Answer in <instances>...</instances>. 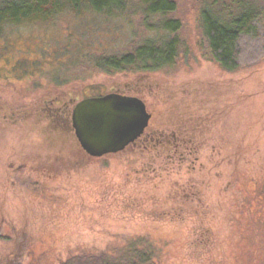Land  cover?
<instances>
[{
    "label": "rangeland",
    "instance_id": "1",
    "mask_svg": "<svg viewBox=\"0 0 264 264\" xmlns=\"http://www.w3.org/2000/svg\"><path fill=\"white\" fill-rule=\"evenodd\" d=\"M174 1L182 47L157 71L94 67V57L156 36L138 14L69 13L4 28L0 264H58L140 238L154 264H264V52L223 70L201 37L197 0ZM115 86L142 93L147 131L179 132L193 155L173 140L142 139L87 159L71 133L52 126L48 113L62 105L49 100L75 103Z\"/></svg>",
    "mask_w": 264,
    "mask_h": 264
},
{
    "label": "trees",
    "instance_id": "2",
    "mask_svg": "<svg viewBox=\"0 0 264 264\" xmlns=\"http://www.w3.org/2000/svg\"><path fill=\"white\" fill-rule=\"evenodd\" d=\"M198 25L207 53L225 71H236L264 52V0H197ZM174 0H0V37L5 27L48 23L64 14H136L144 31L129 49L94 57L103 71H157L171 67L182 47V23ZM258 55V56H257ZM155 251L144 238L110 253L69 256L58 264H154Z\"/></svg>",
    "mask_w": 264,
    "mask_h": 264
},
{
    "label": "water",
    "instance_id": "3",
    "mask_svg": "<svg viewBox=\"0 0 264 264\" xmlns=\"http://www.w3.org/2000/svg\"><path fill=\"white\" fill-rule=\"evenodd\" d=\"M149 118L140 99L118 94L83 99L72 110L75 135L94 157L124 149L141 135Z\"/></svg>",
    "mask_w": 264,
    "mask_h": 264
},
{
    "label": "flooded vegetation",
    "instance_id": "4",
    "mask_svg": "<svg viewBox=\"0 0 264 264\" xmlns=\"http://www.w3.org/2000/svg\"><path fill=\"white\" fill-rule=\"evenodd\" d=\"M107 94H118V95L126 96V97H136L144 103L146 110L148 109L147 104L145 103L144 98L141 95L142 93L139 94V92L136 90H132V91L131 90H128V91L122 90L120 88H117L116 86L110 87L108 91H105L104 93H100L98 95L97 94H95V95L89 94L86 97H84L83 99L92 98V97H101V96H104ZM56 99H58V98L56 97ZM83 99H81V100H83ZM81 100H78L74 103L73 102L74 99H72V98H70L67 101L55 100V98H54V99L49 100L47 102V104H50V105H53V104L54 105H62L61 108H56L57 110H54L55 113L54 112L51 113L50 111L48 113L50 116L52 115L51 116V118H52L51 120H53L52 126L55 125L57 129L60 128L62 131H67V132L71 133L73 135V137L75 138V140H77V141H78V139L75 135V130H74L73 123H72V110H73L74 106ZM71 105H73V107L70 109ZM48 108H50V106ZM149 121H150V118L148 120L147 126L144 128L141 135H139L133 142L128 144L121 151L125 150L128 146L137 143L138 140H142V139L143 140H142L141 144H144V145H147V144L149 145L150 143H152V141H153L152 145H155V144L164 145L165 142L168 143V142H172V140H173L174 141L173 147L177 148V147H179V145L182 146L183 147V153L186 155L185 156L186 158L193 155L194 150H193V145L191 143H189V141H191L190 139L182 138L183 136H181V134L179 135V132H178V137H176L174 134V133H176L175 131H174V133L171 132V134H169V136H171L172 139H165V137L164 138L163 137L162 138H159V137L156 138V135H153L152 133L147 131V129H149V126H150ZM78 143H79V141H78ZM79 146H81L80 143H79ZM81 149H82V152H83L85 158L90 159L93 157L90 154H88L82 148V146H81ZM118 152H120V151H118ZM118 152H116V153H118ZM108 154H113V153H108ZM105 155H107V154H105Z\"/></svg>",
    "mask_w": 264,
    "mask_h": 264
}]
</instances>
